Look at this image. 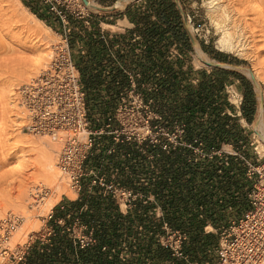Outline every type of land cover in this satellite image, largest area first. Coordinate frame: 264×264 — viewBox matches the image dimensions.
<instances>
[{
    "label": "built area",
    "instance_id": "obj_1",
    "mask_svg": "<svg viewBox=\"0 0 264 264\" xmlns=\"http://www.w3.org/2000/svg\"><path fill=\"white\" fill-rule=\"evenodd\" d=\"M39 1L61 30L45 67L17 88L21 131L59 144L55 166L75 196L38 213L40 229L21 243L23 218L5 212L0 264H264V153L241 134L246 123L225 137L242 93L232 90L235 115L220 106L224 82L209 106L178 115L177 92L168 120L164 66L175 65L178 82L184 52L164 25L151 35L110 30L89 12Z\"/></svg>",
    "mask_w": 264,
    "mask_h": 264
},
{
    "label": "rangeland",
    "instance_id": "obj_2",
    "mask_svg": "<svg viewBox=\"0 0 264 264\" xmlns=\"http://www.w3.org/2000/svg\"><path fill=\"white\" fill-rule=\"evenodd\" d=\"M59 4V8L67 11L72 12L78 9L89 12L93 17L92 21L108 23L113 26L111 30L134 26V29H138L141 34L144 33L146 27L145 20L142 18L148 17L147 10L158 16L154 7L151 8L148 3L137 0H88L86 7L81 1L75 2L74 0H59ZM175 4L180 13L179 21L183 24V30L187 32L192 46L179 42L184 53L182 58L178 59V82L176 75V82L172 81L175 65L164 66L171 80L166 85L167 90L165 88L160 90L165 91L166 94L165 108L168 120L176 116L175 110L169 109L175 104L174 99L177 92L178 115L188 109V112L192 113L194 108L209 106L206 104L210 100L207 96L213 90L221 89L223 82L231 85V88L228 86L229 95L222 89L223 101L220 106H227L235 115L238 109L231 103L234 100L232 90L241 92L243 96L244 83L238 77L243 76L253 91L256 110L252 121L248 122L242 114L241 103L239 109L243 118L237 115L231 117L232 129L230 128L225 137L230 136L233 140L238 134V131L233 129L240 127L239 124L246 123L240 132L246 134L245 138L248 143L254 141L252 146L257 145L260 140L258 134L261 131L255 130L254 126L258 116L264 119V0H176ZM42 5L39 0L32 2L0 0V44L2 45H0V217L7 211H13L23 218L13 235L14 243L24 242L27 234L40 229L41 222L37 217L38 213H43L61 198L64 200L66 197L75 196L67 180L60 175V171L55 166L60 149L59 144H56L57 148L52 155V160L58 179L62 181L64 188L51 183L43 174L45 164L39 151V145L49 144V137L21 131L22 119L20 108L17 105V88L21 83L39 74L49 59L48 55L43 65L36 69L32 68L42 48L41 39L27 31L23 20L39 24L35 20L38 16L34 12L43 16L44 19H40L42 25L48 26L49 29L42 28L52 38V41H48L50 43L48 54L52 43L59 37L57 33L61 30L54 22L52 14L46 12ZM211 7L215 12H212ZM105 15H113L115 19H104ZM124 16L128 19H124ZM149 22L152 21L149 20ZM152 23L158 28L163 27V21L159 16ZM101 25L107 28L106 24ZM222 37L228 39L230 43L231 49L228 52L219 51L216 47V41ZM215 52L226 54L227 61L223 62H227L228 65L217 60L213 55ZM216 62L223 66L219 67ZM209 64H212V70L217 72L218 78H215L214 83H209L210 80L204 70L210 67ZM234 72L239 75H234ZM160 81V79L151 81V91L154 90L153 84L158 86L161 84ZM177 85L178 90L175 88ZM185 106L188 109H182ZM217 107V105H211L210 110L216 108L215 112H217ZM196 118H198L197 113L192 120H189V124L195 129L198 122ZM216 131V137L221 138L223 132ZM39 186L49 189L47 196L40 199L37 193ZM35 204L39 208H35ZM43 205L45 207H42ZM199 249L198 246V254H200Z\"/></svg>",
    "mask_w": 264,
    "mask_h": 264
},
{
    "label": "trees",
    "instance_id": "obj_3",
    "mask_svg": "<svg viewBox=\"0 0 264 264\" xmlns=\"http://www.w3.org/2000/svg\"><path fill=\"white\" fill-rule=\"evenodd\" d=\"M148 1L150 2V4L149 3L148 4L154 7L159 18H161V20L163 21V25L166 27V30L172 34L173 38L176 41L180 43H184L186 45H190L191 47L192 45L187 37L188 36L187 32L183 30V24H181V22L179 21L180 13L175 2L173 0H147V2ZM34 13L37 14L39 19H44L43 16H41V14L37 12ZM142 20H145L146 23L145 24L146 27L143 31L144 33L149 35H151L152 33H156V30L158 28L157 25H155L152 22L150 23L148 17L142 18ZM213 55L217 60L222 62L227 59V55L224 53L215 52ZM234 75L238 76L239 74L234 72ZM238 77H240L242 79V82L244 83L242 114L248 122H251L253 114L256 110V106H255L256 100L254 98V94L253 91L251 90V87L248 86V83L246 82V79L243 78V76H238Z\"/></svg>",
    "mask_w": 264,
    "mask_h": 264
},
{
    "label": "bare ground",
    "instance_id": "obj_4",
    "mask_svg": "<svg viewBox=\"0 0 264 264\" xmlns=\"http://www.w3.org/2000/svg\"><path fill=\"white\" fill-rule=\"evenodd\" d=\"M218 3V2H217ZM88 4V2H87ZM212 8V7H211ZM241 8V7H240ZM216 9V8H215ZM218 9V8H217ZM211 10V9H210ZM213 10V8H212ZM219 10H222V9H219ZM217 10V11H219ZM210 12V11H209ZM212 12H215L214 10ZM240 12V11H239ZM211 13V12H210ZM229 16V15H228ZM35 20L39 23V24H36V23H32V22H29V21H26L23 20L24 22V26L25 28L27 29L28 32L30 33H33L34 35L36 36H39L40 39H41V44L40 46L42 47L41 48V51L36 59V61L33 63V67L34 69L40 67L41 65H43L44 61L46 60V57H48V48L50 46V41H52L50 38V36L47 34L48 32H46L43 28H48V26H45V25H42V21L38 18L35 17ZM41 24V25H40ZM43 27V28H42ZM228 40V39H227ZM224 37L222 38H219L217 41H216V47L219 51H223V52H228L230 51L231 49V46H230V43L227 41ZM49 41V42H48ZM1 45V44H0ZM2 46V45H1ZM1 48V47H0ZM233 48V47H232ZM201 51V50H200ZM239 52V51H238ZM241 53V52H240ZM244 69V68H243ZM248 72V71H247ZM246 74V73H245ZM249 74V73H247ZM252 74V73H251ZM256 77V76H254ZM256 80V79H255ZM20 108V107H19ZM263 124H264V119L261 117V116H258L257 120H256V123H255V130H259L261 131L259 135L260 137V140H258V150L259 152H263L264 150V128H263ZM45 137V136H43ZM48 138V137H47ZM49 144H44L43 145H39V151H40V154L42 156V159L44 161V176L47 177L49 179V181L53 184H58L59 185V188H64V185L62 184V181H59L58 179V175L56 174V170H55V167H54V164H53V153L55 151V149L57 148V143H52L54 141H52L50 138H49ZM64 177V176H63ZM51 199V198H50ZM45 200H48V199H45ZM52 200V199H51ZM50 201V200H49ZM50 204V203H49ZM45 205V204H44ZM42 206V207H45V206ZM41 208V207H40ZM43 209V208H42ZM29 219V217L27 218V220ZM26 220V221H27ZM32 221V220H31ZM35 222V221H34ZM33 222V223H34ZM30 224V223H29ZM35 224V223H34ZM34 226V225H33Z\"/></svg>",
    "mask_w": 264,
    "mask_h": 264
},
{
    "label": "crops",
    "instance_id": "obj_5",
    "mask_svg": "<svg viewBox=\"0 0 264 264\" xmlns=\"http://www.w3.org/2000/svg\"><path fill=\"white\" fill-rule=\"evenodd\" d=\"M137 1H142V2H144V3H149L150 4V2L148 1L147 2V0H137ZM175 3H176V0H173ZM148 4V5H149ZM149 7H151L152 8V5H149ZM108 12V11H107ZM105 18H106V15H105ZM106 27L108 28V29H110L111 30V28H113V26L112 25H108V24H106ZM227 61V60H226ZM221 63H224V64H227V62L225 63V62H221ZM228 65V64H227Z\"/></svg>",
    "mask_w": 264,
    "mask_h": 264
},
{
    "label": "water",
    "instance_id": "obj_6",
    "mask_svg": "<svg viewBox=\"0 0 264 264\" xmlns=\"http://www.w3.org/2000/svg\"><path fill=\"white\" fill-rule=\"evenodd\" d=\"M86 2V0H84Z\"/></svg>",
    "mask_w": 264,
    "mask_h": 264
}]
</instances>
